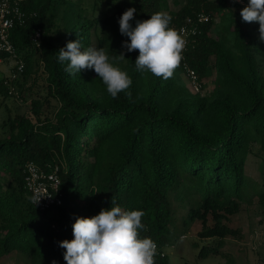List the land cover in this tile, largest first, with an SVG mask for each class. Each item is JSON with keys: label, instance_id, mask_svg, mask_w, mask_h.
<instances>
[{"label": "trees", "instance_id": "obj_1", "mask_svg": "<svg viewBox=\"0 0 264 264\" xmlns=\"http://www.w3.org/2000/svg\"><path fill=\"white\" fill-rule=\"evenodd\" d=\"M96 1L110 11L101 20L72 0H23L25 22L10 32L16 53L38 47L46 89L44 95L35 91L43 97L31 99V116L9 118V131L0 138V258H12L14 264H66L58 242L72 239L75 217H91L111 207L113 199L124 210L144 211L139 235L150 237L163 253L154 255V264H170L162 248L174 223V203L186 209L181 223L186 218L189 227L200 224L199 238L235 235L226 223L248 196L246 156L253 145L264 154V74L252 32L232 18L233 48L209 35L213 14L227 10L232 15L236 2ZM57 2L64 7L56 25L50 12L59 13ZM129 7L136 9L134 20L167 10L177 32L200 11L210 19L199 23L184 60L164 79L138 71V50L122 47L128 38L120 34L118 18ZM36 30L38 45L31 41ZM76 38L82 47L102 48L115 57L116 66L131 77V101L124 92L112 98L91 69L74 75L64 71L58 51ZM121 52L125 59L116 55ZM183 62L200 79L214 73L209 92L187 89L178 76ZM25 64L21 74L27 73ZM6 89L0 79V92L6 95ZM50 99L58 106L53 119L42 111ZM30 161L44 170L58 166L60 205L40 211L32 204L24 186ZM259 201L264 207V190ZM216 251L211 253L220 255Z\"/></svg>", "mask_w": 264, "mask_h": 264}, {"label": "clouds", "instance_id": "obj_2", "mask_svg": "<svg viewBox=\"0 0 264 264\" xmlns=\"http://www.w3.org/2000/svg\"><path fill=\"white\" fill-rule=\"evenodd\" d=\"M135 12V8L129 7L118 18L119 32L128 38L122 41V47L127 52L138 50L134 61L138 71L164 79L171 77L182 59L184 39L170 27L169 14L155 12L147 19L134 20ZM240 16L244 22H258L260 38L264 40V0H248ZM130 21H134V26ZM118 57L125 59L124 52ZM57 59L65 64L64 71L70 75L83 69L93 70L112 98L124 92L132 100L131 77L102 48L82 47L76 38L59 49ZM40 198L39 195L30 197L35 204ZM111 203V207L101 208L91 217H75L71 225L72 239L58 242L65 250L62 255L66 264H154L156 243L150 237H141L138 231L145 227L144 211L124 210L114 199Z\"/></svg>", "mask_w": 264, "mask_h": 264}, {"label": "rangeland", "instance_id": "obj_3", "mask_svg": "<svg viewBox=\"0 0 264 264\" xmlns=\"http://www.w3.org/2000/svg\"><path fill=\"white\" fill-rule=\"evenodd\" d=\"M82 9H86L95 18L101 20L105 15L110 14L103 3L96 0H72ZM59 6L57 14L50 12L55 24H60L63 13V3H56ZM241 7L232 9V15L226 11H217L212 17V27L209 35L222 41L227 46H233L232 18L244 22L240 16ZM164 13L167 10H162ZM250 27L252 32V49L256 59L260 63V72L264 74V40L260 38L258 22H244ZM113 40V38L111 37ZM114 44V42H113ZM38 47L30 46L28 51L17 53L23 60L28 52L27 73L11 78L14 60L3 59L0 62V79L7 85L5 95L0 92V138L7 135L9 131L8 119L15 115L31 116L30 101L33 97L42 99L46 89L44 83V74H42V64L40 62ZM233 48V47H232ZM116 55H119L118 53ZM212 59V57H211ZM178 76L185 84L187 89L191 90L186 80L185 74L179 73ZM214 73L201 82L205 85L201 93L205 94L213 87ZM37 89L43 90L42 95L35 93ZM57 102L50 99L49 103L44 102L42 111L53 119L57 109ZM257 145H253L245 159V177L247 181L248 196L240 204L239 211L230 216L227 225L234 229L235 235H227L223 239H201L197 236L200 224L196 221L190 224L185 218L181 223L179 219L186 213L185 207L175 202L173 205V226L171 228L168 242L162 250L169 258L170 264H264V207L259 201V193L264 190V164L262 154ZM210 221V220H209ZM182 236V237H180ZM216 249L217 254H212L211 250ZM200 252H203L200 254ZM207 253V254H206ZM0 264H14L12 258H0Z\"/></svg>", "mask_w": 264, "mask_h": 264}, {"label": "built area", "instance_id": "obj_4", "mask_svg": "<svg viewBox=\"0 0 264 264\" xmlns=\"http://www.w3.org/2000/svg\"><path fill=\"white\" fill-rule=\"evenodd\" d=\"M23 0H0V62L3 59H13V69L11 78H15L23 72L24 62L21 60L10 41V32L15 25H22L26 19V12L21 9L20 2ZM237 3V6L243 8L247 5L246 0H228ZM210 19L209 14L202 11L194 17H187L178 28L179 35L184 39L185 46L182 49V60H184V51L190 43L191 37L199 32V23L206 22ZM40 31L36 30L31 41L38 45ZM183 73L189 83L191 90L199 93L202 89V82L196 71L183 62ZM49 166V170H44L39 165L30 161L25 164L24 186L30 197L39 195L41 198L35 204H32L40 211H46L52 207L58 206L62 202V193L60 191V177L58 175V166ZM157 246V244H156ZM159 253L156 247L155 255Z\"/></svg>", "mask_w": 264, "mask_h": 264}, {"label": "crops", "instance_id": "obj_5", "mask_svg": "<svg viewBox=\"0 0 264 264\" xmlns=\"http://www.w3.org/2000/svg\"><path fill=\"white\" fill-rule=\"evenodd\" d=\"M240 21V20H239ZM246 28H248V29H250V28H254V27H250V26H248L246 23H244V22H242V21H240Z\"/></svg>", "mask_w": 264, "mask_h": 264}]
</instances>
